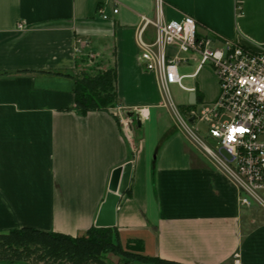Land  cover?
I'll return each instance as SVG.
<instances>
[{
  "label": "crops",
  "instance_id": "obj_1",
  "mask_svg": "<svg viewBox=\"0 0 264 264\" xmlns=\"http://www.w3.org/2000/svg\"><path fill=\"white\" fill-rule=\"evenodd\" d=\"M162 3L0 0V234L86 236L114 171L131 164L112 228L123 248L178 264H264V216L241 206L227 174L182 130L145 135L155 109L176 125L137 44L143 18L188 16L201 37L264 47V0ZM155 34L148 27L144 41ZM91 64L117 72L118 102L82 116L75 79L97 73L86 71ZM218 93L199 101L211 105Z\"/></svg>",
  "mask_w": 264,
  "mask_h": 264
},
{
  "label": "built area",
  "instance_id": "obj_2",
  "mask_svg": "<svg viewBox=\"0 0 264 264\" xmlns=\"http://www.w3.org/2000/svg\"><path fill=\"white\" fill-rule=\"evenodd\" d=\"M162 4V0H157L159 9ZM102 17L108 20L107 16ZM150 26L155 28L156 34L154 41L147 43L143 37ZM137 44L141 51L140 62L145 71L156 78L182 131L198 143L237 186L242 207L251 208V200L264 206L260 197L264 192V47L201 37L196 21L188 16L170 23L160 18L156 21L143 18L137 31ZM190 61L197 64L195 71L182 74L181 66H187ZM207 65L217 78L219 93L210 107L193 111L190 120L209 124L208 136L214 147L204 143L197 136V130L188 126L171 94L175 86L187 95H197V89L185 86L184 81L195 80ZM197 101L195 106L189 103L188 106L196 108L200 103L198 96ZM113 114L123 120L119 112ZM130 124V121L124 123L126 130Z\"/></svg>",
  "mask_w": 264,
  "mask_h": 264
},
{
  "label": "trees",
  "instance_id": "obj_3",
  "mask_svg": "<svg viewBox=\"0 0 264 264\" xmlns=\"http://www.w3.org/2000/svg\"><path fill=\"white\" fill-rule=\"evenodd\" d=\"M116 84L115 70L81 73L74 88L78 113L87 116L115 108ZM105 254H112L125 264H178L145 257L139 245L123 248L112 229L93 227L86 236L77 238L31 228L0 234V264H107L102 259Z\"/></svg>",
  "mask_w": 264,
  "mask_h": 264
},
{
  "label": "rangeland",
  "instance_id": "obj_4",
  "mask_svg": "<svg viewBox=\"0 0 264 264\" xmlns=\"http://www.w3.org/2000/svg\"><path fill=\"white\" fill-rule=\"evenodd\" d=\"M96 66H97L96 64H91L90 67H88V69L86 71L89 70L90 72H92V71L97 72ZM196 67H197V64L193 61H190L187 66H185V65L181 66V73L182 74H191L195 71ZM184 84L187 87H195L197 89L198 98H200V99L203 98L204 100H205V98L207 100V98L213 96L216 92V89L218 88L217 78L213 73L212 67H210L209 65H207L202 70V72L198 76L197 80L193 81V80L187 79L184 81ZM171 94H172L173 102H174L175 106L177 107L176 109H177L178 113L181 114V116L186 121L188 126L191 129H193L195 132L197 130V132H196L197 136L204 143H206L210 147H214V145H213L214 142L208 136L209 124L199 122L198 120L196 122H192L190 120L193 111H195L196 109L198 111H202L205 107H210V103L205 102L202 104L200 102L196 108L190 107V106H188V103H187V94L183 93L180 89H178L175 86L171 88ZM163 97H164V95H163ZM164 101H165L166 105L168 106L171 114L173 115L174 123L176 126H174L170 116L166 113V111L159 110V109L152 110V119H151L152 121L145 129V135H147L148 137L155 138L156 136L159 135V133L163 132L164 130L166 131L168 129L170 131H173V132H174V129L177 132H178V130H182L181 127H179V125H178L179 123H177L178 121H176V119H175L176 116H175L174 112H172L170 104H169L168 100H166L165 97H164ZM141 114H143V113H141ZM125 120H127V119L125 118ZM134 124H135V122H134ZM134 124L132 125L133 129L136 128V125H134ZM159 130H160V132H159ZM126 131L128 132V130H126ZM177 132H174V134L176 135ZM194 143H196V142L194 141ZM197 145H198V147H200V145L198 143H197ZM260 197L264 201V192L260 193ZM251 203H252V207L249 209H253L254 211H257L258 213H261L264 216V206L258 204L254 200H251ZM102 259H104V261L107 264H125L124 261L120 260L118 257H115L112 254L102 255ZM35 264H37V263H35ZM41 264H44V263H41Z\"/></svg>",
  "mask_w": 264,
  "mask_h": 264
},
{
  "label": "water",
  "instance_id": "obj_5",
  "mask_svg": "<svg viewBox=\"0 0 264 264\" xmlns=\"http://www.w3.org/2000/svg\"><path fill=\"white\" fill-rule=\"evenodd\" d=\"M197 104V95L191 93L189 95V105ZM138 125L141 124L140 118H137ZM132 174V165L127 164L124 167L116 169L112 175L109 187V194L102 205L95 227L99 229H112L116 227L117 208L121 202V198L125 195L129 188Z\"/></svg>",
  "mask_w": 264,
  "mask_h": 264
},
{
  "label": "bare ground",
  "instance_id": "obj_6",
  "mask_svg": "<svg viewBox=\"0 0 264 264\" xmlns=\"http://www.w3.org/2000/svg\"><path fill=\"white\" fill-rule=\"evenodd\" d=\"M197 103H198V101H197Z\"/></svg>",
  "mask_w": 264,
  "mask_h": 264
}]
</instances>
